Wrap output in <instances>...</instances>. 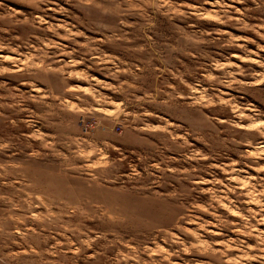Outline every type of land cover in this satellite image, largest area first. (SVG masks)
<instances>
[{
	"label": "rangeland",
	"instance_id": "rangeland-1",
	"mask_svg": "<svg viewBox=\"0 0 264 264\" xmlns=\"http://www.w3.org/2000/svg\"><path fill=\"white\" fill-rule=\"evenodd\" d=\"M0 264H264V0H0Z\"/></svg>",
	"mask_w": 264,
	"mask_h": 264
}]
</instances>
